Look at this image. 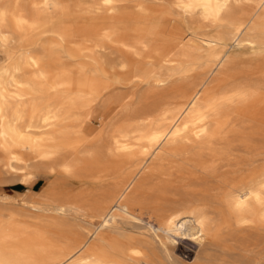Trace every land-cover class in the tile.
<instances>
[{
	"label": "bare ground",
	"instance_id": "obj_1",
	"mask_svg": "<svg viewBox=\"0 0 264 264\" xmlns=\"http://www.w3.org/2000/svg\"><path fill=\"white\" fill-rule=\"evenodd\" d=\"M263 15L264 0H0V160L25 179L34 176L32 162L54 160L52 170L76 184L71 195L102 221L87 238L71 229L62 217L80 205L60 200L68 189L55 182L44 210L16 212L17 221H0V264H175L172 253L180 239L203 246L212 235L214 222L205 212H188L186 200L170 195L180 182L191 187L194 169L212 181L199 193L218 192L214 198L219 196L239 222L248 220L257 205L264 208V168L254 167L257 160H229L232 104L254 102L250 130L240 131V143L247 147L264 107V42L250 33ZM192 19L219 23L220 29L200 32ZM156 30L163 43L149 47L139 39L144 48L139 53L130 37ZM108 49L120 54L108 59ZM76 58H86L95 71L89 74L80 66L75 88L68 91L65 71ZM201 61L203 75L189 78L188 71ZM110 69L122 73L121 81L146 87L141 94L106 101L105 119L127 106L129 124L123 128L113 121L109 130L90 125L80 130L75 123L82 98L106 95ZM216 75V89L233 75L241 77L225 88L231 97H203ZM69 119L73 122L67 126ZM175 145L191 149L180 153L174 178L158 188L163 205L155 204L151 212L136 208L128 202L132 189L143 173H155L147 160L133 162L134 155H146L152 147L166 152ZM78 150L113 160V168L80 172L71 161ZM117 219L132 220L146 233L116 229ZM82 253L86 256H76Z\"/></svg>",
	"mask_w": 264,
	"mask_h": 264
},
{
	"label": "rangeland",
	"instance_id": "obj_2",
	"mask_svg": "<svg viewBox=\"0 0 264 264\" xmlns=\"http://www.w3.org/2000/svg\"><path fill=\"white\" fill-rule=\"evenodd\" d=\"M241 15L244 16V11L238 13V17H239L238 20L243 18V16ZM191 22L192 25L197 27L200 32H204L205 30L208 31L211 29L216 30L219 28L218 26L219 23L216 22L203 21L201 19H192ZM257 25L254 31H251L250 33L252 36L257 37L259 40L264 42V15L258 19ZM159 32H160L159 30H156L154 31L153 35H146L144 37L134 34L133 36L130 37V40L136 43L138 42L139 39H143L146 42V44L148 45L150 44L149 47L155 45H161L163 41L160 40L159 35L157 36L155 34ZM152 37L155 38L153 39L154 41L152 40ZM194 46L198 47L196 44H194ZM136 48L139 53H142L144 51V48L137 43H136ZM198 51L203 52V49L200 48ZM119 54H120L119 52L112 49H108L106 51V57L108 59H115ZM85 59L86 58H76L75 60L70 62V64L67 65L65 71L67 73L66 77L70 79L69 81H71L66 84V88L68 91L74 90L75 88L74 84L76 83V80L79 77L80 66L85 65L87 67L89 74H92L93 71H95L94 67L92 66L88 67L87 63L86 64L84 63ZM1 60L2 58H0V61ZM181 60L189 61V58L183 57L181 58ZM202 64L203 62L201 61L199 62L198 67L197 65H195L194 68H191L188 71L187 75L189 76V78L191 79L199 78L201 77V75H203L202 73H204L205 71V64L203 65ZM186 65L191 66V63L187 62ZM108 77L110 79L106 81L110 82L109 83L110 87L108 88L106 95H103L102 97H99L97 99L93 98V100L92 97L82 98V108L77 111L79 113V120L75 123V125L77 124L80 130H85L89 125L93 127H97L98 129H102V130H109L111 128V123L113 121H114L113 124L117 123L123 128L124 127L126 128V126L129 124V119L126 112L127 106L124 107L121 111H119L121 113H117L116 115L112 116L113 119L112 117H108L105 119V117L107 116L106 101L112 96L124 97L132 92L141 94L143 91H145L146 87L145 86L137 87L135 86V84L131 82L121 81L120 79L122 77V73H120L118 69L117 71L115 69H110ZM217 78L218 75L212 78L211 82L208 84L207 88L203 93L204 98H211V97L222 98L224 96L231 97L232 93L230 92L225 93V88L231 86L233 83H235V81L238 82L241 80V77L239 75H233L229 79L224 81L223 82L224 84L223 83L219 84L220 88L216 89L215 86L218 81ZM263 83H264V68H262V77H261L262 89H260V92L264 96ZM128 87H130V89ZM127 88L129 91L126 90ZM253 104L254 102L251 100L247 102H242L238 100L237 102L235 101L232 104L231 108L229 109V113L231 114L232 117V123L230 126L234 130L231 133V138H230L231 152H230L229 160H257L254 163V167L264 168V107L260 110L257 120H255L254 122L253 130L256 132V134L254 137L251 138L250 145L247 147L244 145L242 146L240 143L241 141L240 131L250 130L251 124L250 121L248 120H249V114L251 113V111H254ZM72 122L73 120L69 119L66 120L64 124L69 126V124H72ZM83 134L82 136L86 135ZM152 148H150V150L146 153V155L137 153L136 155H134L132 161L138 162L140 160H147L149 166L151 167L152 172H154L155 174L143 173L140 179L138 180L137 185L134 186L128 197V202L131 203L133 206L149 212L153 210V208L151 210L150 208L155 206V204L163 205L160 202V196H159L160 192H158V188L161 186L162 183L170 182L174 178L172 176L174 175L173 170L181 162L180 156L187 149H191V147L188 148L181 145H175V146L167 147L166 152H160L158 151L159 149L157 147H152ZM159 153L162 154V157L161 154ZM175 154L178 155L176 156ZM73 159L74 160L71 161L73 162V164L77 166V169L80 172L82 171V173L85 172L91 166H95L96 169L98 170V173L101 174V172H103L104 170L110 168L112 169L113 168L112 166L114 164L113 160H103L102 158L98 159V157L88 154L87 152H85V150L76 151L74 153ZM53 161L54 160H39L36 162H32L30 171L33 173L34 176L31 177L30 179H25L22 176L21 171H14L13 169H10L8 166L3 164V160H0V221L4 223L17 221L18 217H16V212L28 211L30 209H35V208L44 210L46 207H48L47 205L49 203L48 201L49 197L47 195L48 189H50V187L55 182H61L64 186V189L65 190L68 189L66 190V193L68 195L66 193L59 195L61 197L60 200L66 201L68 204L76 203L80 205L79 210L78 208L73 207L74 205H72V208L68 211V213L65 216L62 217V219L64 220V223H67L70 226L71 229L77 230L80 234H83V236L87 238L92 234L94 227L100 226L102 221L95 220V217L93 216V212H91L92 209L91 207H89V205L77 202L75 196H73L76 190V184L74 180L70 179L68 176L67 177L63 176L58 171L52 170L51 165L53 164ZM102 169L103 171H101ZM161 169H164V171L167 172V174H158L160 173ZM194 170L196 171L195 176L197 177L194 183L191 185V187L190 186L183 187L184 185L181 184L180 181H183L184 178L179 177L177 180H179L180 185L170 190V195H174L175 198H179L181 200H186L187 206L186 204L184 206L186 207L185 209L188 212L189 211L205 212L207 217L211 218L214 222L212 223V235L210 240L207 241L203 246H199L196 243L180 239L179 246H177L172 253L173 259H175L174 260L175 264H183V263L220 264V262L221 264H246L248 261L250 262L252 261V264H264V208L261 206L259 207L257 205V207H255V211L252 212L250 216L251 219L249 218L244 222H239L237 214L234 213L232 210H230V208H228L226 205H224V202H222L219 199V196L217 197L216 195V197L214 198L213 196L215 195L214 193L217 194L218 192H212L210 196L199 193L200 188L212 184V181H210L209 178H206L201 170H197V169ZM68 178L70 179L69 181L71 182V184H69L70 182L68 181ZM72 183H74L75 185ZM194 188L197 192L194 190ZM73 197L74 199H72ZM65 198H67V200ZM69 200L71 201L69 202ZM218 207L220 212H218ZM20 208L22 210H20ZM147 208L149 210H146ZM113 227L119 230H124L127 233L129 232L130 234L133 235L137 233L138 236L140 234L146 233L145 228L138 225V223L128 219H117L116 223L113 224ZM229 246L232 248L230 252L224 249ZM209 249L211 250L210 252ZM259 254L261 256L263 254V256L261 257ZM76 256L85 257L86 255L82 253L79 255L77 254ZM259 257L261 260L259 259ZM215 259L218 261H216ZM239 259H241V262Z\"/></svg>",
	"mask_w": 264,
	"mask_h": 264
}]
</instances>
